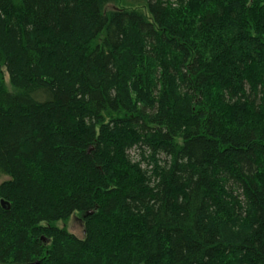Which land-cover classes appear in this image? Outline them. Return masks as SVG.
<instances>
[{"label":"trees","instance_id":"obj_1","mask_svg":"<svg viewBox=\"0 0 264 264\" xmlns=\"http://www.w3.org/2000/svg\"><path fill=\"white\" fill-rule=\"evenodd\" d=\"M113 1L0 0V264H264V0Z\"/></svg>","mask_w":264,"mask_h":264},{"label":"rangeland","instance_id":"obj_2","mask_svg":"<svg viewBox=\"0 0 264 264\" xmlns=\"http://www.w3.org/2000/svg\"><path fill=\"white\" fill-rule=\"evenodd\" d=\"M146 1L145 0H115L107 6V10H113L115 8L126 9V10H138L146 15ZM137 150H132L130 155L133 159H136ZM2 180H0V183ZM59 228H66L68 232L75 235L78 238L84 237V225L82 222V215L75 214L69 221L60 222L57 224Z\"/></svg>","mask_w":264,"mask_h":264},{"label":"water","instance_id":"obj_3","mask_svg":"<svg viewBox=\"0 0 264 264\" xmlns=\"http://www.w3.org/2000/svg\"><path fill=\"white\" fill-rule=\"evenodd\" d=\"M34 264H39V263H34Z\"/></svg>","mask_w":264,"mask_h":264}]
</instances>
